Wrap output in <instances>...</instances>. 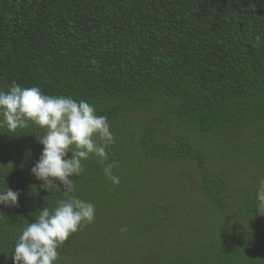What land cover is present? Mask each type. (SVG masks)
Here are the masks:
<instances>
[{
  "label": "trees",
  "instance_id": "16d2710c",
  "mask_svg": "<svg viewBox=\"0 0 264 264\" xmlns=\"http://www.w3.org/2000/svg\"><path fill=\"white\" fill-rule=\"evenodd\" d=\"M13 81L95 105L115 135L72 178L95 220L56 264H264V0H0V90ZM44 134L0 127V189L20 191L0 264L63 198L31 173Z\"/></svg>",
  "mask_w": 264,
  "mask_h": 264
},
{
  "label": "clouds",
  "instance_id": "9594fccd",
  "mask_svg": "<svg viewBox=\"0 0 264 264\" xmlns=\"http://www.w3.org/2000/svg\"><path fill=\"white\" fill-rule=\"evenodd\" d=\"M29 123L45 133L36 135L43 147L31 173L42 181L40 188L55 192L62 186L63 198L55 201V207L44 206L34 221L22 228L11 258L13 264H56L58 249L95 220V205L75 195L72 178L84 173V161L90 157L101 163L108 161L115 135L107 117L98 115L95 105L72 96L48 95L39 86L22 87L13 81L7 91L0 90V127L15 133ZM113 167L107 163L103 172L118 186L120 177L113 173ZM19 195V190L6 185L0 189V205L18 207ZM256 201L257 214L264 215V179L256 190ZM126 230L121 228L122 232Z\"/></svg>",
  "mask_w": 264,
  "mask_h": 264
}]
</instances>
